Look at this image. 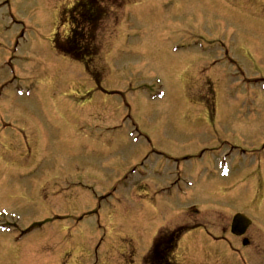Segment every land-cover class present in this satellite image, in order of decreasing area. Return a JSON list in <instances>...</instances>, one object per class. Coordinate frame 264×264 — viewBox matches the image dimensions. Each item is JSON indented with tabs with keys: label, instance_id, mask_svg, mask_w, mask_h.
<instances>
[{
	"label": "rangeland",
	"instance_id": "rangeland-1",
	"mask_svg": "<svg viewBox=\"0 0 264 264\" xmlns=\"http://www.w3.org/2000/svg\"><path fill=\"white\" fill-rule=\"evenodd\" d=\"M73 3L0 0V229L42 222L2 230L0 264H142L179 227L178 264H264V0H117L86 69L53 46ZM150 149L179 160L182 197L155 195L174 164Z\"/></svg>",
	"mask_w": 264,
	"mask_h": 264
},
{
	"label": "trees",
	"instance_id": "trees-1",
	"mask_svg": "<svg viewBox=\"0 0 264 264\" xmlns=\"http://www.w3.org/2000/svg\"><path fill=\"white\" fill-rule=\"evenodd\" d=\"M117 0H74L67 17L69 34L53 38L54 49L61 55L90 67L100 52L97 33L101 23L108 16V9ZM109 5V6H108ZM179 231L163 230L158 233L143 259V264H176L173 254L177 246Z\"/></svg>",
	"mask_w": 264,
	"mask_h": 264
},
{
	"label": "water",
	"instance_id": "water-1",
	"mask_svg": "<svg viewBox=\"0 0 264 264\" xmlns=\"http://www.w3.org/2000/svg\"><path fill=\"white\" fill-rule=\"evenodd\" d=\"M250 224V221L243 215L238 214L233 218L232 232L236 235H241Z\"/></svg>",
	"mask_w": 264,
	"mask_h": 264
},
{
	"label": "flooded vegetation",
	"instance_id": "flooded-vegetation-1",
	"mask_svg": "<svg viewBox=\"0 0 264 264\" xmlns=\"http://www.w3.org/2000/svg\"><path fill=\"white\" fill-rule=\"evenodd\" d=\"M257 168L259 167V165H257L256 166ZM256 168V169H257ZM259 171V173H261L263 176H264V167L263 168H261V169H257V172ZM262 171V172H261ZM250 227H252V225L251 226H249V228ZM249 228L246 230V232H245V234L243 235V236H241V237H237V236H233V235H231V236H233V237H235L236 239H238L240 242H241V244H242V242L246 239L247 240V242H248V244L245 246V247H249V245H250V241H249V239H248V237H247V234H248V230H249ZM223 231H226V229H224ZM220 239H224L223 237L222 238H220Z\"/></svg>",
	"mask_w": 264,
	"mask_h": 264
},
{
	"label": "bare ground",
	"instance_id": "bare-ground-1",
	"mask_svg": "<svg viewBox=\"0 0 264 264\" xmlns=\"http://www.w3.org/2000/svg\"><path fill=\"white\" fill-rule=\"evenodd\" d=\"M5 137V136H4Z\"/></svg>",
	"mask_w": 264,
	"mask_h": 264
}]
</instances>
